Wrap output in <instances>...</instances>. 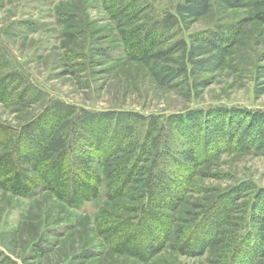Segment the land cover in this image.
Masks as SVG:
<instances>
[{"label":"trees","instance_id":"1","mask_svg":"<svg viewBox=\"0 0 264 264\" xmlns=\"http://www.w3.org/2000/svg\"><path fill=\"white\" fill-rule=\"evenodd\" d=\"M100 1L117 10L126 58L142 64L161 87L220 68L240 31L236 24L174 39L206 16L213 0H182L161 14L147 0ZM221 2L229 9L244 6V0ZM260 5L254 20L264 25V1ZM132 10L137 11L128 13ZM41 95L18 73L0 76L3 106L23 110ZM251 150H264V111L218 107L145 116L50 100L18 128L0 124V190L23 199L48 193L79 210L104 186L109 202L133 205L126 218L97 221V232L113 254L148 262L167 243L183 256H201L228 243L225 259L209 264H259L264 262V188L252 199L249 214L235 220L239 225L230 224L239 187L177 224L197 169L218 153ZM0 264L14 263L0 252Z\"/></svg>","mask_w":264,"mask_h":264},{"label":"rangeland","instance_id":"2","mask_svg":"<svg viewBox=\"0 0 264 264\" xmlns=\"http://www.w3.org/2000/svg\"><path fill=\"white\" fill-rule=\"evenodd\" d=\"M181 1L147 0L158 14L173 11ZM263 1L244 0L242 8L229 9L213 0L209 13L174 39L240 25L223 65L178 80L175 87H161L142 64L124 55L115 8L100 0H0V76L18 73L42 94L23 110L0 104V124L18 128L50 100L145 116L218 107L264 111V25L254 20ZM191 181L178 225L199 213L197 207H207L219 194L239 187L243 189L230 222L236 225L264 188V150L213 155ZM105 192L102 186L98 198L74 210L48 193L23 199L0 190V252L14 264H209L225 259L228 243L201 256H183L167 243L148 262L113 254L97 232V221L126 218L133 205L109 202Z\"/></svg>","mask_w":264,"mask_h":264}]
</instances>
